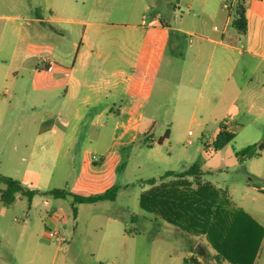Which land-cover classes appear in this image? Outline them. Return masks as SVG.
Masks as SVG:
<instances>
[{"label":"crops","instance_id":"crops-1","mask_svg":"<svg viewBox=\"0 0 264 264\" xmlns=\"http://www.w3.org/2000/svg\"><path fill=\"white\" fill-rule=\"evenodd\" d=\"M104 1L0 0V131L6 128L9 134L18 133L16 149L24 141L27 119L33 115L39 121L38 134L53 137L58 157L81 152L82 158L90 159L93 169L101 168L99 162L149 134L155 121H146L149 103L142 95L152 96L173 33H212L191 41L180 53V103L214 117L219 127L225 124L235 135L230 144L241 145L235 150L237 154L264 140V0H245V35L232 27L229 11L227 18H221L224 9L230 7L219 8L218 0H199V6L196 0H183L190 14L179 7L181 16L179 22L173 18L175 27L171 18L176 11L171 12V5L168 8V0H112L105 5ZM91 2L94 4L89 6ZM93 10L101 13L93 14ZM191 15L198 18L194 26L186 20ZM231 27L236 33L230 31ZM202 41L213 47L207 49ZM219 127L209 137L208 146ZM81 128L86 132L80 136L77 132ZM237 162L246 168L249 182L252 176L264 178V151ZM40 180L37 174L25 173L21 182L37 190ZM249 182L239 180L231 189L228 184L222 188L229 198L227 209L243 210L264 229V185ZM18 198L19 194L16 201ZM61 213L63 220L58 227L66 235L72 222ZM105 216L106 228L122 219L112 212ZM27 226L18 216L6 224L4 235L17 242H8V249L18 258L16 264H21L20 258L27 255L34 241L32 235L31 240L26 237ZM72 228L70 242L80 229L78 216ZM40 231L41 241L51 246L54 240L46 236L45 225ZM124 233L131 234L127 229ZM194 238L185 240L188 254L181 264L193 255L201 264H214L216 252L206 236ZM263 245L264 238L260 249ZM62 246L58 242L57 253ZM197 246L205 250V256L194 253ZM131 258L133 252L125 253L120 264H132ZM110 264L119 262L114 259Z\"/></svg>","mask_w":264,"mask_h":264},{"label":"rangeland","instance_id":"rangeland-1","mask_svg":"<svg viewBox=\"0 0 264 264\" xmlns=\"http://www.w3.org/2000/svg\"><path fill=\"white\" fill-rule=\"evenodd\" d=\"M111 1L105 0L103 4ZM168 1V8L172 6L171 12L176 11L175 14L172 13L175 16L171 18V25L175 27L173 18L177 17L178 22L180 21L179 7L186 15L190 13L186 10L183 0ZM233 1L218 0L219 8L223 9L224 4L230 7L229 10L224 9L225 14H221V18L224 15L227 18V11L230 18L232 17V10L236 4ZM93 4L94 2H91L89 6ZM195 4L199 6L200 1L196 0ZM94 12L101 13L96 10H93V14ZM151 15V11L147 13V22ZM163 16L165 19L168 18L166 11ZM197 19L193 15L186 18L193 26ZM215 24L222 27L217 21ZM230 31L235 32L232 27ZM210 34L212 35L208 32L196 33L195 36L171 34L172 45L169 53L163 57L161 78L151 97L142 95L149 103L145 119L147 122L155 121V125L147 134L150 136L149 141H145L146 135L141 136L134 145L121 149L119 154L108 156L105 162H99V166L103 164L99 169H93L90 159L82 158L81 152L58 157L53 137L38 134L39 121L36 115L28 117L27 130L22 133L24 141L17 149L15 146L19 139L18 133L9 134L6 128L0 131V150L3 153L0 157V174L3 176L21 181L25 173L37 174L41 180L35 189L41 193L60 189L72 195L89 197L103 194L113 186L119 187L117 202L106 204L108 206L75 205L72 195L65 199H56L43 194L36 195L31 204L26 197L19 194L14 205L6 210H2L3 206L0 203V264H16L18 261L8 249V242L12 245L17 242L9 235H4L6 224L15 216L21 218L22 224H28L27 239L31 240V235L34 237L27 255L20 258L21 264H110L114 259L120 264L122 256L127 252H133V258L130 259L132 264L182 263L188 254L185 240L195 238L183 234L176 226L141 207L142 195L151 188L148 181L155 179L158 184L170 181L172 179L164 178L166 173H179L194 164L200 165L205 172L204 182H212L217 189L223 191L225 190L222 188H225L226 184L231 189L233 183L239 180L248 183L250 179L246 174V168L237 162L240 158L236 155L238 151L235 150L241 145L228 144L220 151L208 154L209 137L218 130L220 123L207 113L195 111L191 105L181 104L178 99L179 68L182 64L180 53L185 51L191 41H199L203 36H211ZM238 35L243 39V36ZM178 38L181 39L180 42ZM202 43L207 49L213 47L207 41ZM235 44L241 47V43ZM207 56L205 54L206 60ZM85 132L84 128H81L77 133L81 136ZM166 132L168 138L159 145L157 143L159 138ZM261 143H264V140ZM148 144L153 145L149 148ZM261 170L264 172V162ZM252 178L249 183L264 185L263 177ZM0 187L3 188L4 185L0 184ZM235 196L237 201L238 196ZM73 207L78 209L80 229L70 242V236L75 230L72 228ZM61 212L72 224H69L66 235L61 233L66 241L60 242L63 246L57 253L59 241L54 240L51 246H47L45 241H41L40 229L42 227L44 229V221L49 215L58 213L63 216ZM109 212L118 214L122 219L117 222L118 224L106 228L105 214ZM131 217L135 219L132 220ZM126 229L131 232L130 235L124 233ZM257 258H259L257 264H264V245Z\"/></svg>","mask_w":264,"mask_h":264},{"label":"trees","instance_id":"trees-1","mask_svg":"<svg viewBox=\"0 0 264 264\" xmlns=\"http://www.w3.org/2000/svg\"><path fill=\"white\" fill-rule=\"evenodd\" d=\"M232 27L245 35L247 17L245 0H236L232 11ZM150 136L145 137L149 141ZM168 138V132L158 140L161 145ZM235 135L228 132L227 126L221 124L219 133L210 146L208 153L219 151L230 144ZM149 148L152 147L148 144ZM264 151V143L249 146L237 155L240 161H246ZM205 172L200 165L194 164L183 172H168L164 178L171 181L157 183L148 181L151 188L141 197V207L172 224L189 237L206 236L210 246L215 250L214 264H255L264 238V229L243 210L229 211V198L223 190L217 189L209 182H202ZM0 202L4 207H11L17 195L28 199L31 204L38 194L65 199L72 195L67 191L54 189L39 192L24 185L20 180L0 175ZM119 187L113 186L103 194L84 197L72 195L75 205L114 202L117 200ZM264 194V191L262 192ZM73 219L78 216V209H72ZM134 220V217H131ZM195 247V246H194ZM193 250V249H192ZM191 261L201 264L193 255Z\"/></svg>","mask_w":264,"mask_h":264},{"label":"built area","instance_id":"built-area-1","mask_svg":"<svg viewBox=\"0 0 264 264\" xmlns=\"http://www.w3.org/2000/svg\"><path fill=\"white\" fill-rule=\"evenodd\" d=\"M226 9L229 8L227 4L224 5ZM63 220V216L61 214H54V215H49L46 220L44 221L45 225V232L46 236L51 239V240H57L61 243L65 242V237L61 234L59 227H58V222H61ZM185 264H194L191 261V258L188 259Z\"/></svg>","mask_w":264,"mask_h":264},{"label":"water","instance_id":"water-1","mask_svg":"<svg viewBox=\"0 0 264 264\" xmlns=\"http://www.w3.org/2000/svg\"><path fill=\"white\" fill-rule=\"evenodd\" d=\"M194 253L198 256H205V250L201 246H197L194 249Z\"/></svg>","mask_w":264,"mask_h":264}]
</instances>
